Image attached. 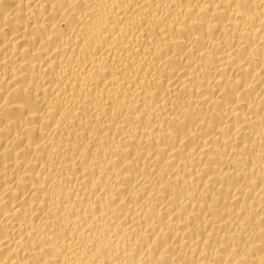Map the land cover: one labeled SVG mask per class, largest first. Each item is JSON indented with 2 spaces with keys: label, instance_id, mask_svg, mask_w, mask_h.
I'll return each mask as SVG.
<instances>
[{
  "label": "bare ground",
  "instance_id": "6f19581e",
  "mask_svg": "<svg viewBox=\"0 0 264 264\" xmlns=\"http://www.w3.org/2000/svg\"><path fill=\"white\" fill-rule=\"evenodd\" d=\"M0 264H264V0H0Z\"/></svg>",
  "mask_w": 264,
  "mask_h": 264
}]
</instances>
